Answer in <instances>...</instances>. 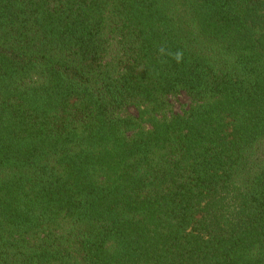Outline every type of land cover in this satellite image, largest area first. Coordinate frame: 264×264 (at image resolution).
Listing matches in <instances>:
<instances>
[{"label":"trees","instance_id":"obj_1","mask_svg":"<svg viewBox=\"0 0 264 264\" xmlns=\"http://www.w3.org/2000/svg\"><path fill=\"white\" fill-rule=\"evenodd\" d=\"M0 264H264V0H0Z\"/></svg>","mask_w":264,"mask_h":264},{"label":"rangeland","instance_id":"obj_2","mask_svg":"<svg viewBox=\"0 0 264 264\" xmlns=\"http://www.w3.org/2000/svg\"><path fill=\"white\" fill-rule=\"evenodd\" d=\"M189 105H190V102H189L187 96L184 94L173 96L169 100L170 111L174 112V113L175 112L181 113L182 111L186 110L189 107ZM130 112L135 114L136 110L131 109Z\"/></svg>","mask_w":264,"mask_h":264},{"label":"clouds","instance_id":"obj_3","mask_svg":"<svg viewBox=\"0 0 264 264\" xmlns=\"http://www.w3.org/2000/svg\"><path fill=\"white\" fill-rule=\"evenodd\" d=\"M176 58H177V60H179V59H180V55H179V54H177V57H176Z\"/></svg>","mask_w":264,"mask_h":264}]
</instances>
